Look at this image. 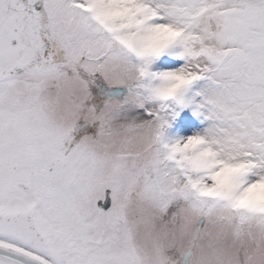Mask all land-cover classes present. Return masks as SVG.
Instances as JSON below:
<instances>
[{
	"label": "snow or ice",
	"instance_id": "snow-or-ice-1",
	"mask_svg": "<svg viewBox=\"0 0 264 264\" xmlns=\"http://www.w3.org/2000/svg\"><path fill=\"white\" fill-rule=\"evenodd\" d=\"M0 264H264V0H0Z\"/></svg>",
	"mask_w": 264,
	"mask_h": 264
}]
</instances>
